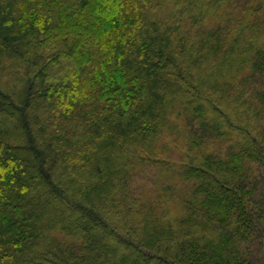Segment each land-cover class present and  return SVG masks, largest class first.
<instances>
[{"label":"trees","instance_id":"obj_1","mask_svg":"<svg viewBox=\"0 0 264 264\" xmlns=\"http://www.w3.org/2000/svg\"><path fill=\"white\" fill-rule=\"evenodd\" d=\"M0 264H264V0H0Z\"/></svg>","mask_w":264,"mask_h":264},{"label":"rangeland","instance_id":"obj_2","mask_svg":"<svg viewBox=\"0 0 264 264\" xmlns=\"http://www.w3.org/2000/svg\"><path fill=\"white\" fill-rule=\"evenodd\" d=\"M179 142L180 143H183V139L181 138H179ZM172 147V145H168V147L167 148H170V152H168V154H171V155H173L174 157H178L179 158V156H180V153H178L177 151H175V150H173V148H171ZM178 189V188H177ZM178 191V190H177ZM168 197H170V196H168ZM153 199V198H152ZM170 201H172L171 203H170V206L171 207H174L176 204H177V202H178V200L177 199H175V197H173V196H171L170 197Z\"/></svg>","mask_w":264,"mask_h":264}]
</instances>
